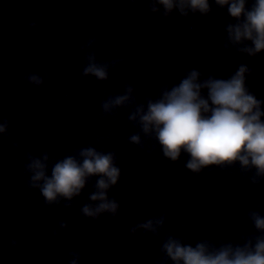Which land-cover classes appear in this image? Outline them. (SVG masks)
<instances>
[{
  "label": "water",
  "instance_id": "1",
  "mask_svg": "<svg viewBox=\"0 0 264 264\" xmlns=\"http://www.w3.org/2000/svg\"><path fill=\"white\" fill-rule=\"evenodd\" d=\"M37 13L45 18L40 35H29L28 24ZM228 22L226 9L215 4L206 17L190 14L184 20L174 12L164 20L149 12L147 0L134 6L127 0H0V117L10 121L12 133L11 140H0V264H56L59 258L67 264L69 250L81 253V264H154L168 234L193 245L216 236L238 167L193 175L184 167L186 155L172 163L158 146L149 155L151 141L145 140L144 150L128 143L139 131L127 119L131 109L102 116L100 105L109 95L123 93L126 83L136 86L143 103L145 96L155 97L164 79L178 83L193 68L202 78L209 72L227 78L240 63L253 69L248 86L262 99L264 53L254 58L225 53ZM89 36H95L98 47L103 45L98 59L117 58L107 55L115 44L119 58L131 64L112 70L105 82L82 77L80 47ZM25 68L41 75L47 71L52 80L40 88L23 84ZM146 81L148 88L143 87ZM12 141L20 148L12 147ZM37 145L53 160L88 145L115 151L122 175L109 195L120 201L119 217L113 221L104 214L91 220L80 214L95 178L72 208L46 207L39 191L27 189L23 168L25 153ZM165 213L159 237L129 234L135 223ZM61 220L68 228L53 238ZM12 239L19 247L8 246Z\"/></svg>",
  "mask_w": 264,
  "mask_h": 264
},
{
  "label": "clouds",
  "instance_id": "2",
  "mask_svg": "<svg viewBox=\"0 0 264 264\" xmlns=\"http://www.w3.org/2000/svg\"><path fill=\"white\" fill-rule=\"evenodd\" d=\"M140 2L127 0L133 6ZM147 3L149 12L159 14L164 20H171L174 12L184 20L190 14L206 17L215 4L217 9H226L229 18L222 42L225 53L235 52L250 58L264 53V0H147ZM44 19L43 13L36 14L28 24L29 35H40V22ZM97 45L95 36H89L80 47L82 77L105 82L112 70L131 64L130 60L119 58V46L115 44L107 55L117 58L98 59L99 47L103 45ZM253 74V69L245 63L238 64L227 78H218L212 72L202 78L203 74L193 68L178 83L162 80L155 97L145 96L143 103L135 95L136 86L126 83L123 93L109 95L101 101V115L115 116L119 109H131L127 119L139 131L128 137V143L144 150L145 140L151 141L149 155L158 146L162 156L172 163L186 155L184 167L196 176L214 167L221 170L238 167L250 184L260 186L264 184V99L258 98L248 86V77ZM160 75L166 77L167 73L161 71ZM51 80L52 74L47 71L41 75L25 68L22 83L40 88ZM149 86L148 81L143 85ZM56 101L62 103L63 98L57 96ZM11 136L10 121L0 117V140H11ZM12 147L19 149V142L12 141ZM42 148L43 145H37L25 153L27 162L23 168L28 175L27 189L39 191L46 207L72 208L74 199L95 178L93 191L88 202L80 207V214L91 220H98L104 214L113 221L119 217L120 201L109 195L122 175L115 151H99L88 145L53 160ZM245 218L255 232L241 235L239 242L212 236L193 245L168 234L154 264H264V214L249 210ZM167 219L165 213L137 222L129 234L159 237ZM67 228L66 221H59L53 238H58ZM8 246L19 247V241L12 239ZM68 256L67 264H81L83 259L77 250H69ZM56 264H64V259L59 258Z\"/></svg>",
  "mask_w": 264,
  "mask_h": 264
}]
</instances>
